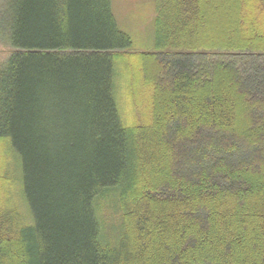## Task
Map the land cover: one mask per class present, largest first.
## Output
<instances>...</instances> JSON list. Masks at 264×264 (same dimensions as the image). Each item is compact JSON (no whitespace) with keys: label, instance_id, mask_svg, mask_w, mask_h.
I'll use <instances>...</instances> for the list:
<instances>
[{"label":"trees","instance_id":"16d2710c","mask_svg":"<svg viewBox=\"0 0 264 264\" xmlns=\"http://www.w3.org/2000/svg\"><path fill=\"white\" fill-rule=\"evenodd\" d=\"M0 4V264H264V0Z\"/></svg>","mask_w":264,"mask_h":264},{"label":"rangeland","instance_id":"374dc122","mask_svg":"<svg viewBox=\"0 0 264 264\" xmlns=\"http://www.w3.org/2000/svg\"><path fill=\"white\" fill-rule=\"evenodd\" d=\"M112 10L119 29L131 37L132 45L129 52L141 53L156 47L154 27L156 0H112ZM12 52L14 48L0 30V65L7 61ZM105 219L110 224L118 223L120 215L117 209L109 208Z\"/></svg>","mask_w":264,"mask_h":264}]
</instances>
